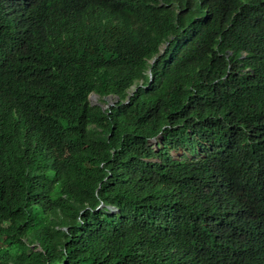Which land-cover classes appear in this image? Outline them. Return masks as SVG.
<instances>
[{"label":"trees","instance_id":"trees-1","mask_svg":"<svg viewBox=\"0 0 264 264\" xmlns=\"http://www.w3.org/2000/svg\"><path fill=\"white\" fill-rule=\"evenodd\" d=\"M106 1L0 0V264H264V0Z\"/></svg>","mask_w":264,"mask_h":264},{"label":"clouds","instance_id":"clouds-1","mask_svg":"<svg viewBox=\"0 0 264 264\" xmlns=\"http://www.w3.org/2000/svg\"><path fill=\"white\" fill-rule=\"evenodd\" d=\"M22 2L26 3V4H38V2L40 0H21ZM84 3V7L81 8L80 10H78V13L85 17L87 19V26L82 25V24H78L76 26V28H73V32L70 33V36H75L78 34V30L80 29L81 31H86V28H91L94 29L93 25H92V21H99L100 23L103 22H113L116 19H118L120 17V15L122 13L118 12L115 9V6L106 1V0H81V3ZM12 13V11H9L8 13H5L2 15V19H4L6 24H11V23H7L6 21H8V19H10L9 14ZM12 25V24H11ZM15 26H17V24L15 23ZM14 27V26H13ZM15 32H21L20 30H18L17 28H15ZM64 36H67L63 33ZM12 70L6 68V67H0V91L2 89H4L1 85L7 80V78L12 74ZM112 97L110 96V99ZM99 96L96 94H93L89 97V100L91 102L92 105H101L98 101ZM109 107V105H103L104 109H107ZM112 211H115L113 208H111Z\"/></svg>","mask_w":264,"mask_h":264},{"label":"rangeland","instance_id":"rangeland-1","mask_svg":"<svg viewBox=\"0 0 264 264\" xmlns=\"http://www.w3.org/2000/svg\"><path fill=\"white\" fill-rule=\"evenodd\" d=\"M158 144H159V142H158L157 140H153V141L151 142L152 147L155 148L156 151L159 150V148H158ZM174 155H175V156H179L178 154H174ZM114 212H115V211H114Z\"/></svg>","mask_w":264,"mask_h":264},{"label":"bare ground","instance_id":"bare-ground-1","mask_svg":"<svg viewBox=\"0 0 264 264\" xmlns=\"http://www.w3.org/2000/svg\"><path fill=\"white\" fill-rule=\"evenodd\" d=\"M253 52V51H252ZM138 153V152H137Z\"/></svg>","mask_w":264,"mask_h":264}]
</instances>
